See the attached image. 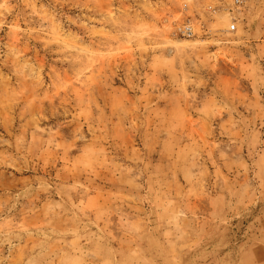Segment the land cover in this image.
I'll return each instance as SVG.
<instances>
[{"label": "rangeland", "instance_id": "rangeland-1", "mask_svg": "<svg viewBox=\"0 0 264 264\" xmlns=\"http://www.w3.org/2000/svg\"><path fill=\"white\" fill-rule=\"evenodd\" d=\"M233 1L0 0V264H264V0Z\"/></svg>", "mask_w": 264, "mask_h": 264}, {"label": "built area", "instance_id": "built-area-1", "mask_svg": "<svg viewBox=\"0 0 264 264\" xmlns=\"http://www.w3.org/2000/svg\"><path fill=\"white\" fill-rule=\"evenodd\" d=\"M249 0H234L233 3H234V6L236 8H243L247 3H248ZM233 22H231V25L229 27V31L230 32H234L236 29H237V26H236V23H235V20L233 19L232 20Z\"/></svg>", "mask_w": 264, "mask_h": 264}]
</instances>
